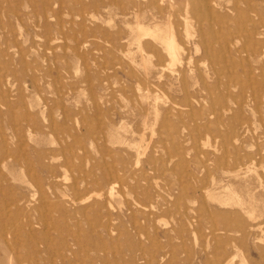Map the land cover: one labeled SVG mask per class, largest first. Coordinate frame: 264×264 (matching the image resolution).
<instances>
[{"label": "rangeland", "instance_id": "1", "mask_svg": "<svg viewBox=\"0 0 264 264\" xmlns=\"http://www.w3.org/2000/svg\"><path fill=\"white\" fill-rule=\"evenodd\" d=\"M262 54L264 0H0V264H264Z\"/></svg>", "mask_w": 264, "mask_h": 264}, {"label": "bare ground", "instance_id": "2", "mask_svg": "<svg viewBox=\"0 0 264 264\" xmlns=\"http://www.w3.org/2000/svg\"><path fill=\"white\" fill-rule=\"evenodd\" d=\"M89 16V15H88ZM189 28V27H188ZM170 29V28H169ZM135 30L137 31V34L138 33H143L145 32L144 29H142V27H140L139 25H136L135 27ZM189 30V29H188ZM187 30V32H188ZM155 34V35H154ZM138 36V35H137ZM153 36L156 37L157 40H160L161 43L166 47V50H167V53L168 55L171 57V59L174 61L175 60V55H176V52H177V49L175 47V44L172 40V36H170V38H168V36H164V37H161L160 33L157 32V33H153ZM139 38V37H138ZM138 40V39H137ZM139 43V41H138ZM140 44V43H139ZM138 44V45H139ZM195 45V44H194ZM195 47V46H193ZM130 54V53H129ZM246 54V53H245ZM264 55V54H262ZM141 57V56H140ZM142 59V58H141ZM143 61V60H142ZM188 63V62H187ZM204 65V64H203ZM190 70V69H189ZM172 87V86H171ZM261 95V94H260ZM146 118V117H145ZM260 118V117H259ZM122 131V130H121ZM208 140V139H207ZM235 143V142H234ZM252 146V145H251ZM144 152V151H143ZM137 155V154H136ZM142 155V153H141ZM264 170V169H263ZM95 196V195H94ZM89 199V198H88ZM228 201V199H226V202ZM230 201V199H229ZM232 201V200H231ZM225 202V201H224ZM228 203V202H227ZM239 253V252H238ZM234 257V256H233Z\"/></svg>", "mask_w": 264, "mask_h": 264}]
</instances>
